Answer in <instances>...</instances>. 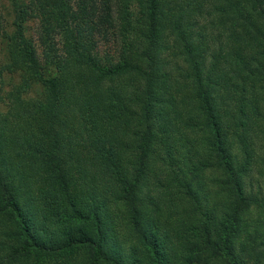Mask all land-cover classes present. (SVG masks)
I'll list each match as a JSON object with an SVG mask.
<instances>
[{
    "label": "trees",
    "instance_id": "obj_1",
    "mask_svg": "<svg viewBox=\"0 0 264 264\" xmlns=\"http://www.w3.org/2000/svg\"><path fill=\"white\" fill-rule=\"evenodd\" d=\"M0 52V264H264V0H0Z\"/></svg>",
    "mask_w": 264,
    "mask_h": 264
},
{
    "label": "rangeland",
    "instance_id": "obj_2",
    "mask_svg": "<svg viewBox=\"0 0 264 264\" xmlns=\"http://www.w3.org/2000/svg\"><path fill=\"white\" fill-rule=\"evenodd\" d=\"M35 27H36V23L34 22V21H32V22H30V24H29V33H31V34H33L34 35V33H35ZM104 47L106 46V45H103ZM3 61V55H2V53L0 52V63ZM11 79H9L7 76H5V75H3V79L2 80H0V85L2 86V87H6V84L5 83H7L8 81H10ZM4 108V106L3 105H0V109H3Z\"/></svg>",
    "mask_w": 264,
    "mask_h": 264
}]
</instances>
